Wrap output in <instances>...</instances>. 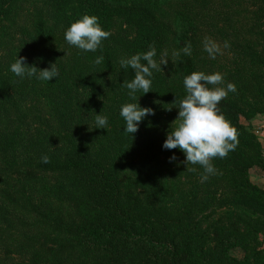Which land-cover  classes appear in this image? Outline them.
Masks as SVG:
<instances>
[{
	"label": "trees",
	"instance_id": "1",
	"mask_svg": "<svg viewBox=\"0 0 264 264\" xmlns=\"http://www.w3.org/2000/svg\"><path fill=\"white\" fill-rule=\"evenodd\" d=\"M36 1L33 22L22 21ZM84 14L111 33L95 52L65 39ZM205 37L223 54L210 58ZM150 45L168 63L133 100L125 85L134 70L120 60ZM19 57L38 69L55 63L59 75L18 77L10 66ZM193 71L236 86L218 107L238 143L212 160L217 171L206 180L200 165L181 163L180 149L163 147ZM129 102L155 113L134 134L120 115ZM98 114L107 129L95 127ZM257 115L264 0H0V264H264V185L252 176H264Z\"/></svg>",
	"mask_w": 264,
	"mask_h": 264
},
{
	"label": "clouds",
	"instance_id": "2",
	"mask_svg": "<svg viewBox=\"0 0 264 264\" xmlns=\"http://www.w3.org/2000/svg\"><path fill=\"white\" fill-rule=\"evenodd\" d=\"M111 33L102 28L98 17L84 14L82 18L71 23L65 32V39L70 44L83 51L95 52L101 47L102 41L107 39ZM204 50L209 57L215 59L217 54H223L221 46L209 37L203 42ZM224 48L230 47L227 41ZM185 55L190 56L192 52L191 42L182 49ZM156 49L150 45V50L145 53L132 55L130 58H121L122 68L130 67L134 70V78L126 83L130 90L129 96L136 100L135 93L141 91L143 94L152 91L153 69L162 70L161 65L167 64V54L161 56L160 62L154 59ZM180 52H173V56H179ZM104 57L98 56L94 63H103ZM146 61V63H142ZM11 71L18 77H35L39 80L50 81L59 75L55 63L50 67L38 69L35 65L25 63L24 57H19L11 64ZM186 95L173 101V107L179 109L177 118L172 122L175 127L170 128L163 143L165 149H180L185 154V160L181 163L186 165H200L205 172L202 180L209 175L216 174V168L212 164L215 158L224 159L228 153L235 149L238 143L237 129L231 126L230 121L220 112L218 105L228 97L229 92H235V84L229 82L224 85L223 75L219 72L205 74L202 71H193L183 79ZM167 108L169 111L173 108ZM154 115L150 107H141L139 103H125L121 106L120 115L126 122L124 131L134 134L138 131L139 123L148 115ZM95 127L107 129L108 118L104 115L95 117ZM175 161V155L169 158ZM42 163H50V158L45 155L41 157ZM195 172V168L188 169Z\"/></svg>",
	"mask_w": 264,
	"mask_h": 264
},
{
	"label": "rangeland",
	"instance_id": "3",
	"mask_svg": "<svg viewBox=\"0 0 264 264\" xmlns=\"http://www.w3.org/2000/svg\"><path fill=\"white\" fill-rule=\"evenodd\" d=\"M37 6H41V2L36 1V2H34V3L31 5L29 11H23V12H22V21H23V19H24V20H26V21H31V20H32L31 22H33V20L35 19V17H36L37 14L39 13V12H38V13L36 14V12H37V8H36V7H37ZM27 23H30V22H27ZM167 63H168V62H167ZM261 117H264V115H257V116H255V117H253L252 120H251V123L255 126V128H256V130H257V132H258V135L260 136V138H261L262 141L264 142V134H263L262 130H260V128H261V124L258 123V122H259V119H260ZM141 130H142V128H141L140 123H139V125H138V131H141ZM140 138H142V136H141ZM252 176H253V180H254L255 182H257L258 184H260V185H262V186L264 185V176H262V174L258 173V171H255V170L253 169V170H252ZM261 234H264V232L261 233ZM261 234H260L259 239L261 238V240H262V248H260V249L264 250V235L261 236Z\"/></svg>",
	"mask_w": 264,
	"mask_h": 264
},
{
	"label": "crops",
	"instance_id": "4",
	"mask_svg": "<svg viewBox=\"0 0 264 264\" xmlns=\"http://www.w3.org/2000/svg\"><path fill=\"white\" fill-rule=\"evenodd\" d=\"M258 123H260L261 124V128H260V130H262V132H263V134H264V117H261L260 119H259V122ZM263 142V141H262ZM263 145H264V142H263Z\"/></svg>",
	"mask_w": 264,
	"mask_h": 264
},
{
	"label": "built area",
	"instance_id": "5",
	"mask_svg": "<svg viewBox=\"0 0 264 264\" xmlns=\"http://www.w3.org/2000/svg\"><path fill=\"white\" fill-rule=\"evenodd\" d=\"M258 133V132H257Z\"/></svg>",
	"mask_w": 264,
	"mask_h": 264
}]
</instances>
